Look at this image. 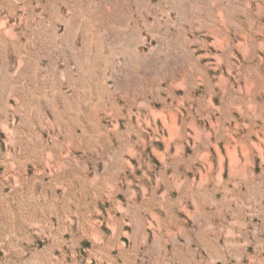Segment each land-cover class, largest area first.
Segmentation results:
<instances>
[{"label":"rangeland","instance_id":"374dc122","mask_svg":"<svg viewBox=\"0 0 264 264\" xmlns=\"http://www.w3.org/2000/svg\"><path fill=\"white\" fill-rule=\"evenodd\" d=\"M0 264H264V0H0Z\"/></svg>","mask_w":264,"mask_h":264}]
</instances>
